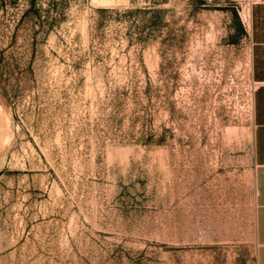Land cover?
Segmentation results:
<instances>
[{
	"label": "rangeland",
	"instance_id": "374dc122",
	"mask_svg": "<svg viewBox=\"0 0 264 264\" xmlns=\"http://www.w3.org/2000/svg\"><path fill=\"white\" fill-rule=\"evenodd\" d=\"M262 1L0 0V264H256Z\"/></svg>",
	"mask_w": 264,
	"mask_h": 264
},
{
	"label": "crops",
	"instance_id": "0c3cea01",
	"mask_svg": "<svg viewBox=\"0 0 264 264\" xmlns=\"http://www.w3.org/2000/svg\"><path fill=\"white\" fill-rule=\"evenodd\" d=\"M254 124L256 264H264V1L250 10Z\"/></svg>",
	"mask_w": 264,
	"mask_h": 264
},
{
	"label": "trees",
	"instance_id": "16d2710c",
	"mask_svg": "<svg viewBox=\"0 0 264 264\" xmlns=\"http://www.w3.org/2000/svg\"><path fill=\"white\" fill-rule=\"evenodd\" d=\"M199 6L206 5V0H197Z\"/></svg>",
	"mask_w": 264,
	"mask_h": 264
}]
</instances>
